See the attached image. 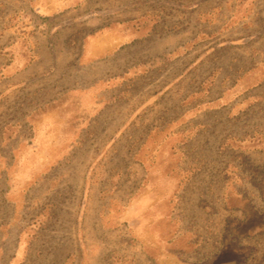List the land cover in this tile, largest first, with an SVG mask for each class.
<instances>
[{"label": "crops", "instance_id": "crops-1", "mask_svg": "<svg viewBox=\"0 0 264 264\" xmlns=\"http://www.w3.org/2000/svg\"><path fill=\"white\" fill-rule=\"evenodd\" d=\"M82 69L95 77L78 87ZM78 91L95 99L78 101ZM13 100L32 109L16 130L6 123L0 131L2 203L70 168L64 160L80 113L81 136L103 122L100 134L124 141L118 151L131 160L150 139L160 140L162 156L176 138L177 168L198 173L200 161L186 165L184 155L200 152L201 142L212 153L234 152V144L243 153L252 140L264 153V0H0V104ZM11 132L31 140L5 157ZM140 168L144 185L148 167ZM23 250L0 264H18Z\"/></svg>", "mask_w": 264, "mask_h": 264}, {"label": "rangeland", "instance_id": "rangeland-1", "mask_svg": "<svg viewBox=\"0 0 264 264\" xmlns=\"http://www.w3.org/2000/svg\"><path fill=\"white\" fill-rule=\"evenodd\" d=\"M89 76L78 70L74 84L80 87L95 77ZM47 84H41V99L48 97ZM17 92L6 96L16 97ZM95 96L81 91L73 95L78 101ZM31 109L30 103L14 100L0 104V131L6 123L16 130L21 115ZM83 114L74 119L72 149L64 160L72 163L70 168L56 170L55 180L51 176L38 187H26L17 201L0 202L5 229L0 263L24 247L18 264H264V153H256L258 142L253 146L249 140V151L243 153L236 144L234 152L212 153L214 147L201 142L200 152L184 155L186 165L200 161L198 173L177 168L181 156L175 151L176 138L164 145L162 156L155 153L160 140L150 139L136 147L131 160L118 151L124 141L100 134L103 122L81 136L76 122ZM18 134L5 136V157L23 140L30 142ZM259 143L263 149L264 142ZM102 147L116 151H100ZM141 166L148 167L144 185ZM169 181L174 183L168 192ZM149 185L162 201L149 196ZM152 209L158 213L147 214Z\"/></svg>", "mask_w": 264, "mask_h": 264}, {"label": "trees", "instance_id": "trees-1", "mask_svg": "<svg viewBox=\"0 0 264 264\" xmlns=\"http://www.w3.org/2000/svg\"><path fill=\"white\" fill-rule=\"evenodd\" d=\"M150 183H151V182H150ZM172 183H174V182H173V181H169V182H168V184H170V185H168V187H170V189L168 190V192L171 191L172 188H173V187H171V186H172ZM177 186H178V184H177ZM150 187H151V186H150ZM151 189H153V190L155 191V193H157V195H159V192H158V190H157L155 187H154V188L151 187ZM164 191L167 192V190H165V189H164ZM168 192H167V193H168ZM161 193H162V192H161ZM161 193H160V194H161ZM167 193H166V194H167ZM162 196H163V195H162ZM159 197H161V195H159ZM145 213H146V212H145ZM145 213H144V214H145ZM151 213H153V211L150 210L147 214H151ZM142 214H143V213H142ZM141 217H142V215L140 216V218H141ZM149 222H150V221H149ZM149 222H148V223H149ZM148 223H146V227L148 226ZM135 224H136V223H132L133 226H134ZM149 228H150V226H149ZM151 228H152V227H151ZM151 228H150V229H151Z\"/></svg>", "mask_w": 264, "mask_h": 264}]
</instances>
